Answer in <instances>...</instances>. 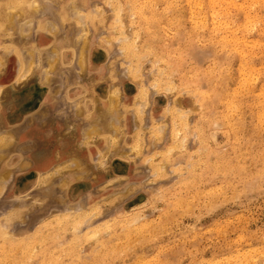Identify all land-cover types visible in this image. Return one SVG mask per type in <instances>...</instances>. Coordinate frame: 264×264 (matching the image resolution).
Returning a JSON list of instances; mask_svg holds the SVG:
<instances>
[{
  "label": "rangeland",
  "instance_id": "374dc122",
  "mask_svg": "<svg viewBox=\"0 0 264 264\" xmlns=\"http://www.w3.org/2000/svg\"><path fill=\"white\" fill-rule=\"evenodd\" d=\"M198 1L0 0V264H264V0Z\"/></svg>",
  "mask_w": 264,
  "mask_h": 264
},
{
  "label": "bare ground",
  "instance_id": "6f19581e",
  "mask_svg": "<svg viewBox=\"0 0 264 264\" xmlns=\"http://www.w3.org/2000/svg\"><path fill=\"white\" fill-rule=\"evenodd\" d=\"M193 1H194V0H193ZM191 2H192V1H191ZM210 2H212V3L215 2V3H216V0H214V1H213V0H210ZM119 3H120V2H119ZM138 3H139V2H138ZM138 3H137V4H138ZM150 3H151V2H150ZM189 3H190V1H189ZM193 3H194V2H193ZM193 3H192V5H193ZM197 3H199L198 0H197ZM212 3H211V4H212ZM221 3H222V0H221ZM108 4H109V2H108ZM194 4H195V3H194ZM200 4H201V1H200ZM200 4H199V5H200ZM241 4H242V3H241ZM139 5H140V6H143V3H142V5H141V4H139ZM151 5H154V4L152 3ZM166 5H167V4H166ZM189 5H190V4H189ZM201 5H203V2H202ZM209 5H210V4H209ZM213 5H214V4H213ZM221 5H222V4H221ZM223 5H224V4H223ZM239 5H240V4H239ZM242 5H243V4H242ZM8 6H9V5H8ZM144 6H147V4L144 5ZM144 6H143V7H144ZM13 7H14V6H13ZM19 7H20V6H19ZM35 7H36V6H35ZM163 7H164V6H163ZM190 7H192V6H190ZM190 7H189V8H190ZM200 7H201V6H200ZM202 7H203V6H202ZM209 7H210V6H209ZM15 8H16V7H15ZM138 8H139V7H138ZM141 8H142V7H141ZM145 8H146V7H145ZM145 8H144L142 11L146 10ZM195 8H196V7H195ZM210 8H215V6H214V7H210ZM34 9H35V8H34ZM135 9H137V8H135ZM147 9H148V8H147ZM153 9H154V8H153ZM192 9H194V8L192 7ZM197 9H198V8H197ZM202 9H204V8H202ZM218 9H219V8H218ZM221 9H222V8H221ZM120 10H121V9H120ZM174 10H176V9H174ZM194 10H196V9H194ZM199 10H200V8H199ZM223 10L226 11L225 7L223 8ZM229 10H230V9H229ZM8 11H9V10H8ZM177 11H179V9H178ZM177 11H176V12H177ZM189 11H191V10H189ZM200 11H201V10H200ZM209 11H210V10H209ZM212 11H213V10H212ZM212 11H211V12H212ZM214 11H215V10H214ZM214 11H213V12H214ZM221 11H222V10H221ZM227 11H228V10H227ZM119 12H120V11H119ZM135 12H136V10H135ZM148 12H150V11L148 10ZM174 12H175V11H174ZM197 12L199 13V11H197ZM213 12H212V13H213ZM223 12H224V11H223ZM143 13H144V12H143ZM153 13H155V12H153ZM220 13H221V12H220ZM220 13H219V15L222 16ZM225 13H227V12H224V14H225ZM132 14H133V13H132ZM138 14H139V12H138ZM141 14H142V13H140V17H141ZM151 14H152V13H151ZM151 14H150V15H151ZM193 14H194V13H193ZM214 14H215V13H214ZM227 14H228V13H227ZM130 15H131V14H130ZM150 15H147V16H149L148 19H149L152 15H153V17L155 16V14H152L151 16H150ZM191 15H192V12H191ZM200 15H201V14H200ZM215 15H216V14H215ZM255 15H256V13H255ZM117 16H118V15H117ZM143 16H145V13H144ZM224 16H225V15H224ZM98 17H99V16H98ZM118 17H119V16H118ZM226 18H227V17H226ZM247 18L249 19V17H247ZM116 19H117V17H116ZM143 19H145V17H143ZM146 19H147V18H146ZM146 19H145V23H148V22H146ZM152 19H154V18H152ZM118 20H119V18H118ZM221 20H224V22H225V19H221ZM149 21H150V20H149ZM151 21H153V20H151ZM245 21H246V20H245ZM195 22H196V21H195ZM201 22H202V21H201ZM150 23H151V22H150ZM213 23H214V22H213ZM121 24H122V23H121ZM148 24H149V23H148ZM151 24H152V23H151ZM214 24H216V23H214ZM214 24H213V25H214ZM247 24H248V23H247ZM164 25H165V24H164ZM213 25H212V26H213ZM227 25H228V23H227ZM215 26H217V25H215ZM213 27H214V26H213ZM219 27H220V26H219ZM114 30H115V29H114ZM123 30H124V29H123ZM214 30H215V29L213 28V31H214ZM216 30L218 31V27L216 28ZM216 30H215V31H216ZM215 31H214V32H215ZM247 31H248V30H247ZM214 32H213V33H214ZM133 34H134V32H133ZM215 34H216V33H215ZM127 36H129V35H127ZM127 36H126V37H127ZM136 36H137V35H136ZM211 36H212V34H211ZM216 36H217V35H216ZM218 36L221 38L220 35H218ZM177 37H178V36H177ZM213 37H214V36H213ZM223 37H224V35H223ZM223 37H222V38H223ZM230 37H231V36H230ZM211 38H212V37H211ZM220 38H218V39H220ZM123 39H124V38H123ZM125 39H126V38H125ZM135 40H136V39H135ZM135 40H134L133 42H135ZM224 40H225V38H224ZM262 41H263V40H262ZM128 42H129V41H128ZM128 42H127V46H129V45H128ZM130 42H131V44L133 45V42H132V41H130ZM130 42H129V43H130ZM222 42H223V41H222ZM135 45H136V44H135ZM145 45H146V44H145ZM254 45H255V44H254ZM132 47H133V46H132ZM134 47L136 48V46H134ZM145 47H146V46H145ZM247 48H248V47H247ZM128 49H129V48H128ZM237 49H238V48H237ZM249 49H250V48H249ZM134 50H135V49H134ZM241 50H242V49H240V51H241ZM83 52H84V51H83ZM83 52H82V53H83ZM132 52H133V54L135 53L134 51H132ZM136 53H137V52H136ZM243 53H244V52H243ZM245 54H246V53H245ZM144 55H145V54H144ZM144 55H143V56H144ZM192 56H193V55H192ZM162 57H164V55H163ZM166 57H167V56H166ZM200 57H202V56H200ZM141 58H142V57H141ZM245 59H246V58H245ZM227 60H228V59H227ZM156 62H157V60H156ZM226 62H227V61H226ZM215 65H216V64H215ZM240 69H241V68H240ZM210 70H211V69H210ZM212 70H213V69H212ZM241 71H242V70H241ZM207 72H209V70H208ZM160 73H161V72H160ZM210 73H211V72H210ZM210 73H209V74H210ZM239 73H240V72H239ZM211 74H212V73H211ZM223 75H224V74H223ZM194 76H195V75H194ZM209 76H212V75H209ZM242 76H243V75H242ZM257 76H258V75H257ZM212 77H213V76H212ZM245 77H247V76H245ZM213 78H215V77H213ZM255 78H256V76H255ZM245 79L247 80V78H245ZM220 80H221V79H220ZM241 80H242V79H241ZM241 80H240V81H241ZM246 80H245V81H246ZM251 80H252V78H251ZM247 81H249V79H248ZM249 82H250V81H249ZM171 84H173V83H171ZM235 86H236V85H235ZM166 88H169V87L166 86ZM262 88H263V87H262ZM198 91H200V90H198ZM201 92H203V91H201ZM240 95H241V94H240ZM242 95H243V94H242ZM230 105H231V104H230ZM234 108H235V107H234ZM140 112H141V111H140ZM231 115H232V113H231ZM181 116H182V115H181ZM239 116H240V115H239ZM218 122H219V121H218ZM174 124H175V123H174ZM219 124H220V123H219ZM228 125H229V124H228ZM238 127H239V126H238ZM93 128H94V127H93ZM174 128H175V127H174ZM96 129H97V128H96ZM98 129H99V128H98ZM96 131H97V130H96ZM96 131L94 130V132H96ZM235 133H236V132H235ZM258 134H259V133H258ZM156 135H157V134H156ZM139 136H140V135H139ZM180 141H181V140H180ZM141 144H142V143H141ZM151 144H152V143H151ZM158 145H159V143H158ZM236 147H237V146H236ZM204 148H205V147H204ZM179 203H180V202H179ZM188 205H189V204H188ZM190 205H191V204H190ZM186 206H187V205H186ZM80 208H81V207H80ZM69 215H70V214H69ZM86 219H87V218H85V220H86ZM134 219H135V218H134ZM134 219H133L132 221H135V220H137L138 218L135 219V220H134ZM77 220H78V219H77ZM78 223H79V222H78ZM83 223H84V222H83ZM130 223H131V222H130ZM132 223H133V222H132ZM76 224H77V223H76ZM84 224H85V223H84ZM128 224H129V223H128ZM142 224H143V223H142ZM134 225H135V224H134ZM143 225H144V224H143ZM2 226H3V225H2ZM75 226H76V225H75ZM4 227H5V226H4ZM80 227H81V226H80ZM73 228H74V227H73ZM75 228H76V227H75ZM75 228H74V229H75ZM78 229H79V228H78ZM78 229L76 228L75 230H78ZM5 230H6V229H5ZM224 232H225V231H224ZM6 234H7V233H6ZM96 234H97V233H96ZM93 235H94V233H93ZM93 235H92V237H93ZM5 236H6V235H5ZM96 237H97V236H96ZM65 241H66V239H65ZM31 251H32V250H31ZM231 257H232V256H231ZM12 260H13V259H12ZM246 260H247V259H246Z\"/></svg>",
  "mask_w": 264,
  "mask_h": 264
}]
</instances>
